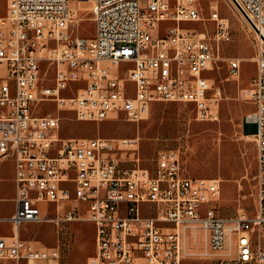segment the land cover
Returning a JSON list of instances; mask_svg holds the SVG:
<instances>
[{
	"label": "built area",
	"instance_id": "built-area-1",
	"mask_svg": "<svg viewBox=\"0 0 264 264\" xmlns=\"http://www.w3.org/2000/svg\"><path fill=\"white\" fill-rule=\"evenodd\" d=\"M230 1L257 39L255 110L245 117L256 125L253 216L243 208L221 213V179L186 175L178 151L161 154L152 169L131 167L119 153L137 150V138H64L60 117L40 113L52 101L78 120L121 113L138 122L162 101L190 103L198 119H216L207 74L218 45L181 28L202 20L196 0H7L5 7L0 0V160L15 163V209L0 217L13 235L0 236V264H64L59 246L19 235L26 223L59 220L93 224L86 264H187L195 254L216 256L215 264H264V0ZM74 2L92 3L91 37L74 33ZM211 19L215 40L229 39L226 20L217 11ZM242 62L230 59V74L238 76ZM72 83L84 85L67 97ZM40 203L54 204L56 217ZM200 232L203 254L193 248Z\"/></svg>",
	"mask_w": 264,
	"mask_h": 264
},
{
	"label": "rangeland",
	"instance_id": "rangeland-1",
	"mask_svg": "<svg viewBox=\"0 0 264 264\" xmlns=\"http://www.w3.org/2000/svg\"><path fill=\"white\" fill-rule=\"evenodd\" d=\"M6 3L7 0H2L4 7ZM196 3L202 20L181 23V28L201 38H210L218 45L217 63L207 74L212 83L209 97L218 100L214 106L218 114L216 119H198L193 104L162 101L154 102L138 122L129 121L121 113L101 121L78 120L74 111L59 108L52 101L42 103L40 113L60 117V136L64 138H137V150L119 153L123 163L131 167L152 169L161 154L178 151L186 175L221 179V213L230 215L243 208L253 216L257 147L253 136L243 135L242 127L246 115L255 110L250 98V81L257 71L254 61L256 34L230 0H196ZM73 6L78 9L74 33L91 37L94 33L92 3L74 2ZM214 11L228 23L229 39L215 40L216 22L211 19ZM166 25L168 23H162L161 34ZM232 58L243 61L238 76L230 74L229 60ZM83 85L72 83L66 87L64 95H76ZM246 131L255 132L256 125L249 123ZM8 193L7 183L0 181V196ZM40 207L45 214L56 217L58 211L54 204L40 203ZM13 212L12 201H0V216H10ZM59 213L62 215V207ZM11 232L10 223L0 222V235ZM189 234L193 236V232L189 231ZM20 237L37 246H59L64 254V264H86L95 249L94 226L88 221L26 223L20 229ZM198 237V244L193 248L203 254L206 251L205 234L200 232ZM215 257L199 258L195 254L194 260L187 264H215Z\"/></svg>",
	"mask_w": 264,
	"mask_h": 264
},
{
	"label": "crops",
	"instance_id": "crops-1",
	"mask_svg": "<svg viewBox=\"0 0 264 264\" xmlns=\"http://www.w3.org/2000/svg\"><path fill=\"white\" fill-rule=\"evenodd\" d=\"M80 3H83V2H80ZM248 125H249V123L245 122V120H244L243 127H242L243 135L244 136H253V134L255 132H247L246 131V128H247ZM256 157H257V153H256ZM256 165H257V162H256ZM5 167H7V169H5ZM14 177H15V163H14V160L13 159L0 160V181L4 182V183H7V186H8V189H9V193L6 196H0V201H2L4 199H7V200L12 201L14 203V196H15V181H14ZM14 209H15V204H14ZM0 217H9V216H0ZM11 227H12V225H11ZM12 235H13V228H12V232L10 234H8V235H0V236H2V237H11ZM19 235H20V231H19ZM25 240H27V239H25Z\"/></svg>",
	"mask_w": 264,
	"mask_h": 264
},
{
	"label": "bare ground",
	"instance_id": "bare-ground-1",
	"mask_svg": "<svg viewBox=\"0 0 264 264\" xmlns=\"http://www.w3.org/2000/svg\"><path fill=\"white\" fill-rule=\"evenodd\" d=\"M80 7L82 8L83 5H81ZM249 228H258V221H249Z\"/></svg>",
	"mask_w": 264,
	"mask_h": 264
}]
</instances>
